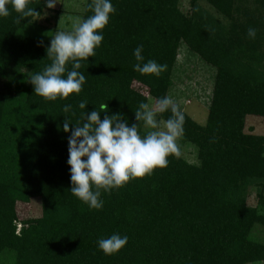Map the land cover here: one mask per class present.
<instances>
[{"label":"trees","instance_id":"obj_1","mask_svg":"<svg viewBox=\"0 0 264 264\" xmlns=\"http://www.w3.org/2000/svg\"><path fill=\"white\" fill-rule=\"evenodd\" d=\"M181 1L112 0L116 12L95 57L81 61L82 91L55 101L36 95L27 79L51 63V39L21 32L38 18L17 23L10 5V15L0 18V264L264 261V135L247 126L249 115L264 117V0H189L187 10ZM88 3L82 18L92 14ZM29 7L42 15L48 9L43 0H30ZM250 26L255 39L247 36ZM181 42L216 68L206 123L180 107L185 122L178 142L194 146L197 159L190 161L180 149L167 167L101 190L103 207L90 209L69 190L65 118L80 119L83 99L86 112L107 104L101 119L120 113L145 134L134 111L150 97L168 95ZM139 44L145 62L167 66L159 76L133 70ZM65 104L75 115L63 112ZM253 192L256 205L248 202ZM34 199L41 215L21 217L19 204ZM112 233L127 235L128 242L105 255L97 240Z\"/></svg>","mask_w":264,"mask_h":264},{"label":"clouds","instance_id":"obj_2","mask_svg":"<svg viewBox=\"0 0 264 264\" xmlns=\"http://www.w3.org/2000/svg\"><path fill=\"white\" fill-rule=\"evenodd\" d=\"M58 0H43L48 9L55 7ZM30 0H0V18L10 15L11 10L18 13L16 22L25 18H40L42 13L36 8L29 7ZM87 7L91 15L86 18L69 17L70 30H58L46 46V57L51 61L42 71L27 77L34 87V93L45 100L55 101L57 98L66 99L70 94H79L86 83L85 75L79 71L81 61L95 57V49L103 39V29L109 23L110 16L116 8L112 0H90ZM257 30L247 29V36L255 39ZM42 42L38 44L41 46ZM143 44L133 50L136 63L133 70L141 75L159 76L166 65L159 64L153 59L145 62L142 55ZM71 62V70L66 65ZM66 74V75H65ZM88 102L81 100L79 109L80 119L75 123L65 118L62 128L69 132L68 159L70 166V192L85 203L90 209H101L104 201L102 192L123 187L129 180L151 175L157 167L168 166L169 156L180 157L181 152L177 139L183 135L185 115L180 106L171 96L159 98L155 106L140 102L134 111L135 120L142 121L151 129L141 135L138 123L129 125L127 118L120 113L105 114L107 104L86 112ZM171 112V115L161 122L158 114ZM63 112L75 115L71 104L63 105ZM73 127L69 129V125ZM83 158V159H82ZM128 242L127 235L112 233L108 237L97 240L98 249L105 255L117 253Z\"/></svg>","mask_w":264,"mask_h":264},{"label":"rangeland","instance_id":"obj_3","mask_svg":"<svg viewBox=\"0 0 264 264\" xmlns=\"http://www.w3.org/2000/svg\"><path fill=\"white\" fill-rule=\"evenodd\" d=\"M182 9L187 10L189 0H182ZM86 0H58L55 7L47 9L45 13L38 18V24L32 23L21 29L23 34L42 36L50 38L58 30H70L71 21L69 17H81L85 9ZM173 84L168 91V96L194 120L200 124H205L209 112V106L213 94V88L216 78V68L205 62L197 53L191 50L185 42H181L179 55L172 74ZM156 101L150 97L148 104L155 106ZM158 119V117H157ZM163 121L161 128H163ZM247 126L254 127V132L264 135V117L249 115L247 117ZM147 131L151 129L145 126ZM179 148L190 161L197 159V149L190 145H180ZM249 204L256 205L257 197L251 194ZM21 217L30 218L41 215V203L39 199H34L28 204H19ZM21 225L18 224V230ZM261 228L264 227L260 226ZM259 230L261 240L264 242V233ZM248 264H264V261Z\"/></svg>","mask_w":264,"mask_h":264}]
</instances>
